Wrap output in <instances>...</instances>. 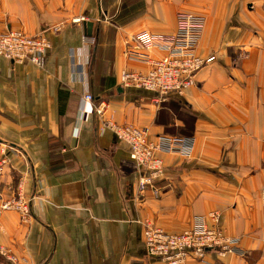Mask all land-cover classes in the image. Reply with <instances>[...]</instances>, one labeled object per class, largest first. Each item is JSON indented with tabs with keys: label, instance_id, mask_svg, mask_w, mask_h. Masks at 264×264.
Wrapping results in <instances>:
<instances>
[{
	"label": "crops",
	"instance_id": "1",
	"mask_svg": "<svg viewBox=\"0 0 264 264\" xmlns=\"http://www.w3.org/2000/svg\"><path fill=\"white\" fill-rule=\"evenodd\" d=\"M178 11L203 16L197 52L215 60L161 108L121 74L149 69L127 58L132 35L172 33ZM8 28L49 47L42 67L0 56V206L19 193L30 207L28 221L0 210V247L25 264H166L146 254L141 222L178 233L217 211L243 254L209 253V262L264 264L262 0H0V31ZM86 93L107 104L109 118L150 135L164 134L165 120L167 134L182 137L176 104L194 116L189 150L162 155L159 195L138 192V166L100 131ZM0 264L11 263L0 253Z\"/></svg>",
	"mask_w": 264,
	"mask_h": 264
},
{
	"label": "built area",
	"instance_id": "2",
	"mask_svg": "<svg viewBox=\"0 0 264 264\" xmlns=\"http://www.w3.org/2000/svg\"><path fill=\"white\" fill-rule=\"evenodd\" d=\"M262 8L264 11V0ZM203 29V17L183 11L177 15L176 28L172 33L155 34L148 30L136 32L131 37L126 56L129 60L145 63L149 69L144 72L124 71L121 81L125 85L155 93L153 100L157 103L166 101L171 95L182 94L193 85L195 73L215 59L213 55L204 57L197 52ZM48 47V40L43 36H28L16 29L0 34V55L13 62L26 60L41 66ZM84 98L91 104L94 114L102 120L100 131L110 130L126 145L130 159L138 166V192L142 194L149 191L159 195V182L164 179L166 169L162 155L186 153L191 146V139L168 134L150 135L144 127L119 124L107 116V104L104 101L95 100L90 93H86ZM105 111L106 118H103ZM6 162V157L2 155L0 174ZM4 209L17 210L21 220H29V201L24 200L19 193L16 198L2 202L0 210ZM219 219L217 211H210L203 217L195 218L189 228L178 233L167 232L150 219H144L141 223L145 252L166 264H185L187 258L210 263L206 258L209 253L215 254L218 261L227 255H242L240 239L228 236L221 228ZM0 253L11 264H25L19 262L5 247H0Z\"/></svg>",
	"mask_w": 264,
	"mask_h": 264
},
{
	"label": "trees",
	"instance_id": "3",
	"mask_svg": "<svg viewBox=\"0 0 264 264\" xmlns=\"http://www.w3.org/2000/svg\"><path fill=\"white\" fill-rule=\"evenodd\" d=\"M163 104L164 103L161 104L162 106V107L160 106L161 108L165 106ZM175 110L178 113V116L184 119V125L181 129H179L178 135H182L183 137H192L194 116L192 114H189L188 112H185V113L180 112L179 105L177 104L175 105ZM165 113L166 112H164V114H161V111H160V118H161V115L163 118H165ZM158 121H159V116H158ZM162 123L164 124V134H167V132L174 133L173 128L167 127L166 125L167 123L165 122V120H162Z\"/></svg>",
	"mask_w": 264,
	"mask_h": 264
},
{
	"label": "rangeland",
	"instance_id": "4",
	"mask_svg": "<svg viewBox=\"0 0 264 264\" xmlns=\"http://www.w3.org/2000/svg\"><path fill=\"white\" fill-rule=\"evenodd\" d=\"M263 9V8H262ZM179 12H183V11H178L177 13H176V15H175V19H176V17H177V15H178V13ZM194 14V13H193ZM196 15H198V16H200V18H202L203 16L202 15H199V14H196ZM9 29H12V28H8V29H4L3 31H0V34H3V33H5V32H7ZM16 30H19V31H22V32H24L26 35H28L23 29H16ZM135 34V33H134ZM133 34V35H134ZM29 36V35H28ZM30 36H33V35H30ZM34 36H42V35H34ZM200 42V41H199ZM48 49V48H47ZM47 49L45 50V52H44V58H45V55H46V51H47ZM0 56H2V55H0ZM214 56V55H213ZM2 57H4V56H2ZM4 58H6V57H4ZM43 58V59H44ZM7 59V58H6ZM9 60V59H8ZM215 60V59H214ZM15 63H23V62H29V61H26V60H23V61H14ZM29 63H31V64H33V65H35V66H37V67H42L43 66V64L41 65V66H38V65H36V64H34V63H32V62H29ZM43 63H44V60H43ZM85 96V95H84ZM182 111V110H181ZM2 153V152H1ZM2 155H4L5 156V154L4 153H2ZM2 155H0V157H2ZM6 157V156H5ZM7 159V158H6ZM160 186V185H159ZM151 220V219H150Z\"/></svg>",
	"mask_w": 264,
	"mask_h": 264
},
{
	"label": "water",
	"instance_id": "5",
	"mask_svg": "<svg viewBox=\"0 0 264 264\" xmlns=\"http://www.w3.org/2000/svg\"><path fill=\"white\" fill-rule=\"evenodd\" d=\"M85 34L86 36L91 35V29H92V23L91 22H86L85 24Z\"/></svg>",
	"mask_w": 264,
	"mask_h": 264
}]
</instances>
